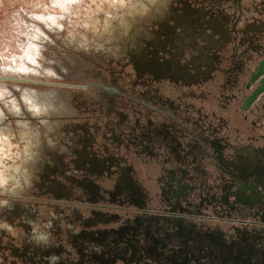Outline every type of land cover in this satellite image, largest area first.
<instances>
[{"label":"rangeland","instance_id":"374dc122","mask_svg":"<svg viewBox=\"0 0 264 264\" xmlns=\"http://www.w3.org/2000/svg\"><path fill=\"white\" fill-rule=\"evenodd\" d=\"M263 9L264 0H0V165L9 178L0 188V264H54L42 241L56 264H95L103 252L81 235L102 230L122 231L121 256L135 248L133 260L113 264H152L135 233L162 202L171 105L181 107L183 134L223 127L236 153L250 130L241 105L264 61V30L248 25L264 21ZM216 20L230 34L219 49L206 38H219ZM123 167L143 207L127 193L113 199ZM95 212L110 224L87 225Z\"/></svg>","mask_w":264,"mask_h":264},{"label":"flooded vegetation","instance_id":"af4514ba","mask_svg":"<svg viewBox=\"0 0 264 264\" xmlns=\"http://www.w3.org/2000/svg\"><path fill=\"white\" fill-rule=\"evenodd\" d=\"M210 26L219 38L208 34L206 38L219 49L230 39L229 31L217 20ZM248 26L250 31H263L264 21ZM186 32L185 40L191 41V29ZM199 77L194 76L193 80ZM171 108L172 134L176 136L170 139V155L161 163L157 179L162 202L156 209L143 212V220L147 222L142 228L137 227L135 233L138 239L142 237L147 242L144 252L152 256V264H264V243L256 246L249 239L240 240L243 235L248 237L249 227H255L257 218L264 222V193L259 192L260 186L264 188V154L238 160L235 153L231 154L233 147L225 135L226 129L220 126L203 127L196 132V128L186 127L183 134L182 123L177 118L181 107L174 104ZM107 171L113 175L111 164ZM84 186L96 198L98 186L92 180H87ZM257 186L258 193H252ZM123 193L129 194L136 205L146 204L127 167L118 174L113 199ZM110 219L102 212H95L86 224L108 225ZM204 222H212L219 228H211ZM238 222L246 231L239 230ZM259 236L264 240V228ZM81 237L102 250V255L93 256L95 264L117 263L119 257L125 262L134 259L136 252L132 246L133 256H121L127 252V246H121L122 231H85ZM39 249L48 261L59 263V257L45 241Z\"/></svg>","mask_w":264,"mask_h":264},{"label":"crops","instance_id":"0c3cea01","mask_svg":"<svg viewBox=\"0 0 264 264\" xmlns=\"http://www.w3.org/2000/svg\"><path fill=\"white\" fill-rule=\"evenodd\" d=\"M245 100V98H244ZM244 103V101H243ZM242 103V104H243ZM242 106V105H241ZM241 109V107H240ZM231 114V113H230ZM236 117L237 112L233 113ZM231 114V115H232ZM230 115V116H231ZM234 116V117H235ZM248 117V118H247ZM243 119L245 121H248L250 123V130H249V136L246 137L242 143L238 146L239 149H237L235 153V157L238 160H242L243 158H247L249 151L251 153L252 158L254 155H261V153L264 154V139L262 138L264 135V94L260 95L258 99L252 104V106L248 109V111L244 112ZM226 137L227 134L225 132ZM230 143V142H229ZM232 146V144L230 143ZM244 150V153L241 154V151ZM157 200V206L160 204ZM206 226H210L211 228L218 227V225L212 223V222H204ZM239 230L240 231H246V227L241 224V222H238ZM209 224V225H208ZM221 226V225H220ZM255 227H249L250 231L248 234V237L246 235H243L240 237V240L246 241L250 240L252 243L255 242L256 246L264 243V240L261 239L259 236L260 233H262V229L264 228V222L257 218V220L254 222ZM240 233V232H239ZM259 247H256V250H258Z\"/></svg>","mask_w":264,"mask_h":264},{"label":"water","instance_id":"95a60500","mask_svg":"<svg viewBox=\"0 0 264 264\" xmlns=\"http://www.w3.org/2000/svg\"><path fill=\"white\" fill-rule=\"evenodd\" d=\"M258 82V85L254 88V90L246 97L242 109L244 111H248V109L252 106V104L258 99V97L264 94V61H261L259 65L255 68V71L251 74V84H255ZM264 139V135L262 137ZM258 186L252 192L254 194L258 193ZM261 193H264L263 186L259 187Z\"/></svg>","mask_w":264,"mask_h":264},{"label":"clouds","instance_id":"9594fccd","mask_svg":"<svg viewBox=\"0 0 264 264\" xmlns=\"http://www.w3.org/2000/svg\"><path fill=\"white\" fill-rule=\"evenodd\" d=\"M9 182V178L5 176L3 166L0 165V188H3ZM46 239L45 235H41L37 238V241Z\"/></svg>","mask_w":264,"mask_h":264},{"label":"bare ground","instance_id":"6f19581e","mask_svg":"<svg viewBox=\"0 0 264 264\" xmlns=\"http://www.w3.org/2000/svg\"><path fill=\"white\" fill-rule=\"evenodd\" d=\"M247 154H248V157H250L252 159L251 153L247 152Z\"/></svg>","mask_w":264,"mask_h":264}]
</instances>
